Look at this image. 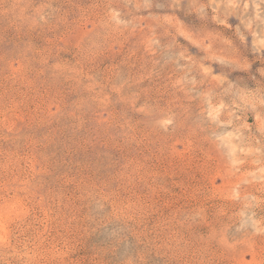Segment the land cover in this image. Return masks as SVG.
Wrapping results in <instances>:
<instances>
[{"label": "rangeland", "instance_id": "374dc122", "mask_svg": "<svg viewBox=\"0 0 264 264\" xmlns=\"http://www.w3.org/2000/svg\"><path fill=\"white\" fill-rule=\"evenodd\" d=\"M0 264H264V0H0Z\"/></svg>", "mask_w": 264, "mask_h": 264}]
</instances>
